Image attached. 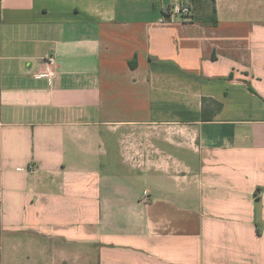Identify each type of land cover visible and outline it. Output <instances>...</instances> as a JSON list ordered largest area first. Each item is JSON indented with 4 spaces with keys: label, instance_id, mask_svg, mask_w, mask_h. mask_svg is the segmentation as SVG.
I'll return each instance as SVG.
<instances>
[{
    "label": "crops",
    "instance_id": "1",
    "mask_svg": "<svg viewBox=\"0 0 264 264\" xmlns=\"http://www.w3.org/2000/svg\"><path fill=\"white\" fill-rule=\"evenodd\" d=\"M173 1L0 0V264H264V0Z\"/></svg>",
    "mask_w": 264,
    "mask_h": 264
},
{
    "label": "rangeland",
    "instance_id": "2",
    "mask_svg": "<svg viewBox=\"0 0 264 264\" xmlns=\"http://www.w3.org/2000/svg\"><path fill=\"white\" fill-rule=\"evenodd\" d=\"M148 1V0H126V2L128 4H130L132 7L137 8L139 7L143 2ZM166 1V3L168 2H174L173 0H164V2ZM184 0H180V3L177 2V5H182ZM187 2L189 0H186ZM153 3H156L157 6H159L160 4H162V0H153ZM175 5V6H177ZM210 7H211V3L208 2L207 4L205 2H203V0L201 2H197L195 3V5H192L189 9L199 13L200 15L204 16H208L210 13ZM171 10V8H169ZM191 13L193 14V12L191 11ZM207 14V15H206ZM104 169V168H103Z\"/></svg>",
    "mask_w": 264,
    "mask_h": 264
},
{
    "label": "built area",
    "instance_id": "3",
    "mask_svg": "<svg viewBox=\"0 0 264 264\" xmlns=\"http://www.w3.org/2000/svg\"><path fill=\"white\" fill-rule=\"evenodd\" d=\"M190 13V10L187 6L177 5L171 8V14L183 15L186 16ZM43 63L46 66L44 76L48 79L54 77V66L56 65V60L54 54H48L43 58Z\"/></svg>",
    "mask_w": 264,
    "mask_h": 264
},
{
    "label": "trees",
    "instance_id": "4",
    "mask_svg": "<svg viewBox=\"0 0 264 264\" xmlns=\"http://www.w3.org/2000/svg\"><path fill=\"white\" fill-rule=\"evenodd\" d=\"M202 0H192V5H195V3L197 2H201ZM211 4H212V7H211V13L207 16V22L206 23H209L210 25L212 26H215L217 24V21H216V18H215V15H216V11H215V0H210ZM193 13L195 11L191 10ZM207 100L206 99H203L202 100V103H205ZM221 109V104H217L215 103V112H218L219 110ZM202 120L203 121H211L212 120V117L210 118H206L205 116V112L202 111Z\"/></svg>",
    "mask_w": 264,
    "mask_h": 264
}]
</instances>
